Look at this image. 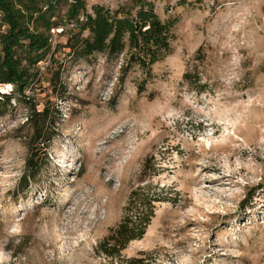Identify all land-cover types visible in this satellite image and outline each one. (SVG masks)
Returning a JSON list of instances; mask_svg holds the SVG:
<instances>
[{"label":"rangeland","instance_id":"rangeland-1","mask_svg":"<svg viewBox=\"0 0 264 264\" xmlns=\"http://www.w3.org/2000/svg\"><path fill=\"white\" fill-rule=\"evenodd\" d=\"M149 1L173 23L147 69L127 46L75 56L54 27L26 98L0 103V264H264V0ZM43 104L50 138L23 178L25 119ZM144 181L164 199L105 255L98 242Z\"/></svg>","mask_w":264,"mask_h":264},{"label":"trees","instance_id":"trees-1","mask_svg":"<svg viewBox=\"0 0 264 264\" xmlns=\"http://www.w3.org/2000/svg\"><path fill=\"white\" fill-rule=\"evenodd\" d=\"M172 23L160 19L149 0H131L130 6L115 9L87 0H0V81L12 84L11 92L0 94V103L5 107L14 93L26 98L23 90L36 78L37 61L54 50L50 28L60 27L58 32L67 33L64 45L75 56L115 54L127 46L129 60L147 69L169 51ZM49 118L47 104L29 107L25 120L32 133L23 178L38 169L32 155L50 138ZM147 168L146 158L139 180L145 179ZM158 194L147 181L129 189L122 215L98 242L105 255H118L128 240L141 236L153 214L154 201L164 199ZM128 260L127 264H144L138 257Z\"/></svg>","mask_w":264,"mask_h":264},{"label":"built area","instance_id":"built-area-1","mask_svg":"<svg viewBox=\"0 0 264 264\" xmlns=\"http://www.w3.org/2000/svg\"><path fill=\"white\" fill-rule=\"evenodd\" d=\"M12 91V84L8 81H0V94Z\"/></svg>","mask_w":264,"mask_h":264}]
</instances>
